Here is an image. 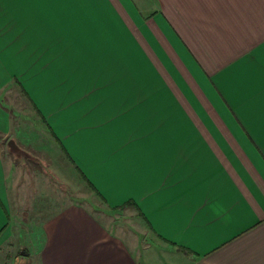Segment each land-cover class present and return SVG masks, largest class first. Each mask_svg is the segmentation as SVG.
<instances>
[{"label": "crops", "instance_id": "crops-1", "mask_svg": "<svg viewBox=\"0 0 264 264\" xmlns=\"http://www.w3.org/2000/svg\"><path fill=\"white\" fill-rule=\"evenodd\" d=\"M12 86L105 208L1 147L0 264H264V0H0Z\"/></svg>", "mask_w": 264, "mask_h": 264}, {"label": "rangeland", "instance_id": "rangeland-1", "mask_svg": "<svg viewBox=\"0 0 264 264\" xmlns=\"http://www.w3.org/2000/svg\"><path fill=\"white\" fill-rule=\"evenodd\" d=\"M0 104L10 111L12 119V125L10 124L12 128L8 137L5 136L4 139V134L0 135V148L2 147L6 155L15 163L18 162L22 167H26V170L35 169V173L36 170L41 172V184L38 190L41 193H54L52 197L58 202L63 197L68 199L70 197L74 203L80 202L86 206L88 204L90 207H96L98 211L104 209L105 206L91 190L71 177L74 175L73 169L65 168V157L60 154L48 130L37 118L28 97L23 95L16 86L6 87L0 90ZM75 177L77 179V175ZM27 206H30V203ZM116 214H106L103 217L111 226L117 227L115 230H121V234H134L142 239L143 228L137 225L138 223L133 222L124 212Z\"/></svg>", "mask_w": 264, "mask_h": 264}, {"label": "trees", "instance_id": "trees-1", "mask_svg": "<svg viewBox=\"0 0 264 264\" xmlns=\"http://www.w3.org/2000/svg\"><path fill=\"white\" fill-rule=\"evenodd\" d=\"M1 105V104H0ZM3 108H4V106L3 105H1ZM4 109H6V108H4ZM10 112V111H9ZM125 208V206H122V207H119L118 209H120V210H122V209H124Z\"/></svg>", "mask_w": 264, "mask_h": 264}, {"label": "water", "instance_id": "water-1", "mask_svg": "<svg viewBox=\"0 0 264 264\" xmlns=\"http://www.w3.org/2000/svg\"><path fill=\"white\" fill-rule=\"evenodd\" d=\"M21 259H22V257H20V258L18 259L17 264H21Z\"/></svg>", "mask_w": 264, "mask_h": 264}]
</instances>
